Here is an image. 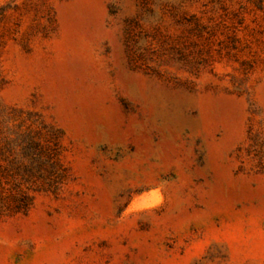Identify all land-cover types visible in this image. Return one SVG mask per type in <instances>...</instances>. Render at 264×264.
Returning a JSON list of instances; mask_svg holds the SVG:
<instances>
[{
  "label": "rangeland",
  "instance_id": "1",
  "mask_svg": "<svg viewBox=\"0 0 264 264\" xmlns=\"http://www.w3.org/2000/svg\"><path fill=\"white\" fill-rule=\"evenodd\" d=\"M260 0H0V264H264Z\"/></svg>",
  "mask_w": 264,
  "mask_h": 264
},
{
  "label": "trees",
  "instance_id": "2",
  "mask_svg": "<svg viewBox=\"0 0 264 264\" xmlns=\"http://www.w3.org/2000/svg\"><path fill=\"white\" fill-rule=\"evenodd\" d=\"M258 3H259L260 9H262L264 12V0H260Z\"/></svg>",
  "mask_w": 264,
  "mask_h": 264
}]
</instances>
